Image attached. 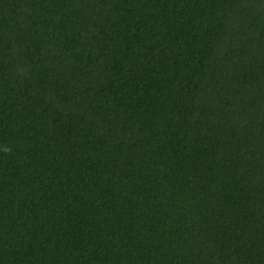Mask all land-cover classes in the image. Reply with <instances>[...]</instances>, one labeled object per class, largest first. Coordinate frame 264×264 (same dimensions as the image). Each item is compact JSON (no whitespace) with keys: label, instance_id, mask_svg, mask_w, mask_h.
<instances>
[{"label":"trees","instance_id":"obj_1","mask_svg":"<svg viewBox=\"0 0 264 264\" xmlns=\"http://www.w3.org/2000/svg\"><path fill=\"white\" fill-rule=\"evenodd\" d=\"M0 264H264V0H0Z\"/></svg>","mask_w":264,"mask_h":264}]
</instances>
